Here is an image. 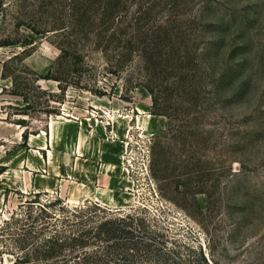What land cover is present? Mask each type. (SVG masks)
Segmentation results:
<instances>
[{
    "label": "rangeland",
    "instance_id": "374dc122",
    "mask_svg": "<svg viewBox=\"0 0 264 264\" xmlns=\"http://www.w3.org/2000/svg\"><path fill=\"white\" fill-rule=\"evenodd\" d=\"M14 1L0 11V40L18 36L19 23L57 20L42 13L51 0ZM123 8L128 23L142 10L147 29L169 22L177 55L160 63L95 50L88 67L65 76V91L41 80L36 107L25 111L2 77L24 48L0 47V224L24 196L49 191L111 214L136 210L148 229L134 237L152 246L128 264H264V0H123ZM54 42L53 33L37 35L25 63L46 74L61 53ZM19 118L31 132L26 146ZM14 259L2 254L0 264Z\"/></svg>",
    "mask_w": 264,
    "mask_h": 264
},
{
    "label": "trees",
    "instance_id": "16d2710c",
    "mask_svg": "<svg viewBox=\"0 0 264 264\" xmlns=\"http://www.w3.org/2000/svg\"><path fill=\"white\" fill-rule=\"evenodd\" d=\"M68 1L58 0L63 8L58 13L55 12L58 2L54 0L42 6L43 14L54 11L51 16L56 17L55 22L42 26L19 23L18 36L8 34L0 40V47L24 48L23 52L16 53L3 63L2 77L12 80V94L26 102L25 111L36 107L38 101L32 92H43L39 85L41 80L56 81L65 91V76L88 67L86 59L95 50L107 56L111 52L123 51V58L135 52L139 58L144 57L147 61L157 58L160 63L171 61L177 55L179 43L172 39L169 22L147 29L141 25L143 12L140 10L135 21L128 23L123 0ZM13 2L18 3L0 0V11L8 12V6H13ZM65 11L69 22L60 19L64 16L59 14ZM23 26L30 28L34 36L21 35ZM48 33H53L54 43L61 53L46 74H39L25 61L28 50L36 43V36ZM156 54L159 55L156 57ZM176 60L182 61L181 57ZM75 85L80 87L81 83ZM150 91L154 95V91ZM47 112L57 113L55 110ZM13 122L26 127L22 134V145L26 146L31 134L27 120L19 118ZM5 171L7 166H2L0 176ZM2 181L0 177V188ZM9 194L10 189L6 188V201ZM23 198L0 224V255H13V264H128L130 254L149 251L152 246L150 242L134 237L137 231L146 233L148 229L145 219L136 210H119L111 214L98 202L71 205L61 195L55 196L49 191H32ZM101 212L104 215H100Z\"/></svg>",
    "mask_w": 264,
    "mask_h": 264
}]
</instances>
